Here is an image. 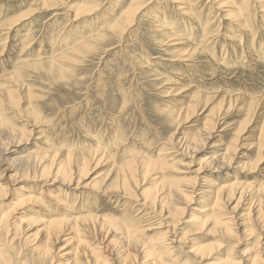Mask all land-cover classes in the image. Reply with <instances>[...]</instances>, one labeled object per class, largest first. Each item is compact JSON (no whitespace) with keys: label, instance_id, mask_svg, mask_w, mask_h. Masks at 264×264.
I'll use <instances>...</instances> for the list:
<instances>
[{"label":"rangeland","instance_id":"374dc122","mask_svg":"<svg viewBox=\"0 0 264 264\" xmlns=\"http://www.w3.org/2000/svg\"><path fill=\"white\" fill-rule=\"evenodd\" d=\"M44 1L46 6L43 5ZM175 1L145 0L144 8L134 15L130 27L120 32L118 29L112 31L109 25L115 18L120 17V12L127 8L132 0H0V137H5L3 130L10 123V125L13 123L19 131L25 129L26 135L24 143L22 141V144L16 147L17 152L6 155L7 162L11 160V157L19 158L18 156L31 157L29 160H34L33 156L50 155L55 149H57L56 153H60L57 154L56 159L65 160V153L69 148L72 152L71 156L78 157V154H88V151L97 147L98 151L100 149V151H107V154L103 155L107 157H104L106 160L101 161L96 174L91 176L99 182L100 178L97 174L107 175L111 167V169H115V166L119 167L117 165H122L125 159H128L127 157L131 158L139 154L140 156H153L154 159L160 160V156L169 154L170 156L165 160L174 161L175 167L159 169L155 171V175L150 172L144 180L139 179V188H141L140 191L136 190V194L138 191L141 192L156 185L161 178L168 180L177 176L178 179L188 180L190 176H194L192 171L200 167L202 169V173L198 175L200 178L197 177L193 186L185 188L188 192L195 191L189 202H186L187 199L183 200V197L181 200L178 196H174L176 200L188 203L183 213L181 212L176 217L179 220L177 232L180 230H182L181 233L188 232L180 239L181 241L173 243L174 258L179 264H207L213 263L229 252L236 264H249L245 254L256 253L258 250L264 251V226L256 218L257 202L249 199L255 196L257 187L264 185V136L259 135L261 117L259 119L256 117V112L263 106L261 102L264 97V11H261L253 0H247L248 2L229 0L231 1L230 4L228 3L230 6L226 7L215 5L216 0H183V5L180 4L177 9L184 7L187 12L181 14L176 10ZM83 3L87 5L81 7H85L90 12L77 13L79 12L77 5ZM247 5V26L244 27L245 29L239 26V30L231 23L232 20L224 15L227 10L239 13V9L242 7L244 10ZM20 16L23 17L9 25L10 20L18 19ZM157 17L162 18L165 27L157 24ZM191 24L198 29L190 28ZM198 25L200 28L197 27ZM186 29L190 31L185 34L183 31ZM246 29L252 33L246 36L242 33ZM170 34H173V38L182 44L173 45L176 41L168 38ZM240 36L242 40L240 46L236 47L237 56L234 53L231 56H225L223 53L226 52V45L232 46L226 40L227 37L238 40ZM200 39L203 42H200ZM244 43H246V50H250L245 60L240 58L239 54ZM75 44L79 45L78 51L65 53L67 57L63 58L62 56L65 55L63 52H68ZM224 44L225 46H222ZM177 47L178 49H175ZM221 47L224 50H221ZM215 48L217 52L213 54L212 51ZM184 49L189 52L194 50L196 53H192V57L188 58L187 55L190 53L185 52ZM231 49V51L236 50L233 47ZM242 54L245 55L244 52ZM224 56L226 58L223 60ZM53 57L55 60L50 61ZM209 64H213V69H210ZM222 91L230 97H250V100L254 101L251 103L253 108L254 104L260 106L251 117L246 119L244 112L235 104L228 106L219 103L220 100L216 96ZM199 95L211 98L210 102L206 103L208 105L204 107V111L201 108L204 105L200 103L196 107V113L187 117L184 110H188L197 101L196 98ZM18 97L20 100H17ZM11 103L13 105H10ZM187 107L189 108L186 109ZM182 109L185 114L181 117L178 115L179 118L174 116L176 111ZM18 111L22 112L19 114ZM29 112L33 113V116L29 115ZM26 119L28 124L25 122ZM209 122L213 124V130H209L208 134L203 136L204 139L195 149L189 147L184 151L181 148L182 144L191 140L189 137L198 131L197 134L204 132V127ZM34 123H36L34 130L35 132L39 130L38 134L34 131L29 132ZM1 125L5 127L2 128ZM260 140L263 145L261 152L258 151ZM227 146L235 147L234 152H231L232 158L229 162L220 157ZM4 148L0 149L1 156ZM164 151L167 152L164 153ZM180 152L187 158L181 156ZM249 163L250 166L253 163L252 167ZM109 173L111 177L112 172ZM91 178L86 181H90ZM45 179L24 180L18 182V185L14 181L8 187L5 197L0 200L2 205L0 214L15 207L16 221H22V226H20L22 228L16 232L11 226L7 235L4 234V229H0V243L3 245L4 255L6 253L11 258V264H66L67 256L63 254V251L57 253L58 250L55 247L65 246L64 249H66L67 246L71 248L75 243V239H72L65 244L62 237L61 240L52 243V249L49 250L46 258L34 251V246L41 241L43 234L37 233V227L40 228V224L30 223L29 214L40 215L46 219L48 218L47 213L56 211L61 214L60 216H64L61 209L74 203L77 197L70 191L65 198L67 189L64 184L60 181L51 183L52 179H49L50 181ZM152 179H156L157 182L153 183ZM211 180L221 185L234 181L241 184L250 183L251 187L255 188L251 190V187H246L249 194L246 193L247 190H244L240 202L235 203L237 199L231 198L222 202V206L216 210L219 214H223H220L221 217L224 216L223 219H231L229 222L233 226L232 238L227 236L218 238V233L215 232L209 234L206 226L201 232L192 234L194 232L192 218L195 216L197 220L199 218L204 220L208 217L204 216L205 209H211L209 207L211 199L202 197L204 193H200L201 190L208 192L207 184ZM142 183H144L142 185L145 186L144 188L141 186ZM151 183L153 184L150 185ZM94 185L92 189L96 190ZM204 185L205 187L199 190ZM17 186H22L25 192L19 191ZM30 186H32V191H29ZM27 190L29 192H26ZM262 192L264 190L258 196L262 198L261 203L263 204L264 193ZM21 193H25L24 196L36 197L32 198L31 203L14 206L22 199ZM97 194L98 201L89 207L95 215L108 212L120 222L123 219L127 220L125 223L135 220L140 227L142 225L143 230L147 226L156 227L158 218L162 217H159L160 209H156L159 208L158 204L155 203L156 205L152 206L145 203L144 208L139 205L143 202L140 194L136 195V200L139 202L133 196L134 198L129 199L131 202L123 198L120 203L112 202L107 194L101 192ZM177 202L176 204L180 205ZM82 203L83 200L80 198V204ZM27 207L34 209L32 212H27ZM262 212L264 213L263 210ZM244 213L247 214L244 216ZM163 214H165L164 209ZM165 217H167L166 214L163 218ZM165 219L172 220V215ZM188 219L191 221L185 223L184 221ZM244 225L253 228L252 234L245 233ZM162 228L145 230L144 238L151 241L159 235L157 232ZM242 231L245 234L241 233ZM107 235L110 237L108 240L110 243L106 252L103 253L107 259L106 262L107 264H120L121 260H117L115 256L121 247L119 242L121 235L115 234L112 230H109ZM2 240H5V245ZM212 241L217 246L209 253L208 258L199 259L198 256H192L188 252L192 246ZM141 256L142 254L139 253L136 256L138 258L135 257L138 260L136 264L140 263Z\"/></svg>","mask_w":264,"mask_h":264},{"label":"bare ground","instance_id":"6f19581e","mask_svg":"<svg viewBox=\"0 0 264 264\" xmlns=\"http://www.w3.org/2000/svg\"><path fill=\"white\" fill-rule=\"evenodd\" d=\"M253 1H255V3L258 5V8L261 11H264V0H253ZM178 2H181V3H178ZM183 2H184L183 0H179V1L176 0L175 1V3H177V6H175L176 10H178L179 13H181V14H185V12H187V10L185 11L184 7H180L179 9H177L180 6V4L183 5ZM230 2H229V0H227V1L216 0L215 5L220 6V7H226V6H230L229 5ZM144 3H145V0H132V3L127 8L123 9L120 12V17L115 18L113 20V22L110 23L109 29H111L112 31L114 29L115 30L118 29L120 32H123L126 28H129L130 25L132 24L134 15H136L137 12L139 13V11L144 8V6H145ZM88 4H90V3H88ZM43 5L46 6L45 1H44ZM83 5H87V4L83 3L81 5H77V6H79V12H77V13H82V12H87V11L90 12L89 10H86L85 7L84 8L81 7ZM53 6H55V5H53ZM75 8H77V7H75ZM86 14H88V13H86ZM247 14H248V5L244 8V10L241 7V9H239V13H235V12H232L230 10H227V13L224 16H228L232 20L231 23L233 25L237 26V28L239 26L244 28L245 26H247V22H246ZM82 15H85V14H82ZM23 16H20L18 19L10 20L9 25L13 24L15 21L19 20ZM189 16H187V17H189ZM162 17L165 18L163 16V14H162ZM192 17H193V14H192ZM157 18H158L157 24H159L160 26H164L162 18L161 19H159V17H157ZM229 18H226V19H229ZM192 20L195 21L194 19H192ZM23 21H24V19H23ZM197 23L199 24V21ZM189 26H190V28H194V26L192 24ZM195 26H196V24H195ZM170 27H172V25ZM197 27L200 28V25H198ZM187 29L185 31H183V33H185V34L189 33L190 30H187ZM196 29H198V28H196ZM202 29L204 30V28H202ZM238 29L240 30V28H238ZM242 33H244L247 36L249 33H252V32L246 29L245 32L243 31ZM167 34H169V33H167ZM173 36H174L173 34H170V35H168V38H173ZM229 36H230V34H229ZM254 36H255V32H254ZM254 36H253V38H254ZM236 37H237V35H236ZM170 40L176 41V43L173 42V45H178L180 43L182 44V42L178 43L177 40H175L174 38L170 39ZM226 40H228L229 43L232 44V46L226 45V50H225L226 52H224L223 54L225 56H227V55L231 56V54L234 53V55L237 56V54H235L236 51L238 50V49H236V47L240 46L242 36H240L238 40H235L232 37H231V39L227 37ZM201 41L203 42L202 39H200V42ZM245 44L246 43H244L243 48H240V51H239L240 58H242L243 60H245L248 57V54L250 51V50H246ZM207 45H209V44H207ZM78 46L79 45L75 44L70 49L68 48L69 49L68 52L65 51L63 53L65 54V53H70V52H76V51H78L77 50ZM87 46H89V44H87ZM222 46H225V44ZM231 47H233V49H236V50L231 51L232 50ZM252 47L253 46H251V48ZM175 49H178V47ZM248 49H250V48H248ZM184 50H185V52L190 53L189 55H187L188 58L192 57V55H191L192 53H196L194 50H190V52L187 49H184ZM221 50H224L223 47H221ZM215 51H216V48H215V50L212 51V53L214 54ZM181 52H183V51H181ZM229 52H231V53H229ZM243 52L245 53V55L242 54ZM257 53H258V51H257ZM260 53H261V50H260ZM225 56H224L223 60L226 58ZM62 57L63 58L67 57V54L63 55ZM54 58L55 57L51 58L50 61L55 60ZM180 61H182V60H180ZM251 64L253 65L254 63H251ZM59 65H60V63H59ZM209 65L211 66L210 69L211 68L213 69V64L212 65L209 64ZM250 67L253 69L252 66H250ZM16 78H17V76H16ZM19 86H21V85H19ZM19 86H18V89H19ZM21 88H23V87H21ZM9 93H10V91H9ZM5 94H6V91H5L4 95ZM12 94H14V92ZM23 94H25V93L23 92ZM218 96H216V97L220 100V102H219L220 104L224 103L225 105H228V106H230L231 104H235L238 109H240L244 112L246 119L251 117L254 114V112L256 111V109L260 106L258 104H254V108H253L251 103H253L254 101H251L250 97H246V96L230 97L227 95V93H225V91H222L221 93H219ZM8 98H10V97H8ZM11 98H13V97H11ZM23 98H24V96H23ZM18 99H19V97L17 98V100ZM25 100H26V97H25ZM196 100L197 101L195 103H193L192 106H190V108L189 107L186 108V109L189 108L188 110H186V111L184 110V112H186L187 117H189V115H191L193 113H196V109H197L196 107L200 103H202L204 105L203 107H201L202 110L204 111V107L206 105H208L206 103L210 102L211 98H208L205 95H199L196 98ZM0 105H1V103H0ZM10 105H13V104L11 103ZM261 105H263V106L260 107L258 109V111L256 112L257 113L256 117L258 119L261 117V122H260L261 132L259 135H260V137H263L264 136V97H263V100L261 102ZM18 110H19V108H18ZM182 111H183V109L181 111L180 110L176 111L177 113L176 114L174 113V116L179 115L181 117L183 114H185ZM207 111L210 112V110H207ZM20 112H22V111H20ZM20 112L18 111L19 114H20ZM30 112H29V115L33 116V113L31 114ZM22 114H24V113H22ZM2 115H4V113H2ZM25 115H28V114H25ZM179 116H178V118H179ZM4 117L5 116H3V118ZM174 118L177 119V117H174ZM26 120H25V122L28 124V120L27 121ZM10 124H8L9 126H6V128H5L6 132H5V130H3L5 137H3V136L0 137V149L2 147H5L1 153L2 156L0 155V200L5 197V194L7 193L8 187L14 181H16V184L18 185L19 184L18 182H22L24 180L38 181L41 179L43 180V178H46L45 180H47V181L49 179H52V181L49 180L51 183L55 182V181H60L62 184H64L66 189H67L66 193H65V198L68 196V193L70 191L72 192L71 193L72 195L75 196V194H76V196H77L76 201L74 203H71V205H69V206H65V208L61 207L62 208L61 211L64 212V216H60L61 214L59 212H56V211H55L56 213L55 212L54 213H47L48 218H46V219L40 217V215L34 216L31 213L29 214L28 218L30 219V223H33V224L36 222L39 223L40 228L37 227V233L40 232L41 234H43V238L41 237L42 238L41 241L37 245L34 246V251H36V253L39 254V256L46 258L49 255V250L52 249V243H55L58 240H61V238L63 237L62 241H64L65 244L70 242L72 239H75L74 245L72 244L73 246L72 247L70 246L71 248H68V246L66 249H64L65 246L62 248L57 247V246L55 247V249L58 250L57 253L63 251V254L65 256H67V258L65 259L66 264H107V262H106L107 259L105 258L103 253L106 252L105 250H106V248H108V244L110 243V242H108L110 237H108L107 234H108L109 230H112V232L115 231V234L117 233V235L118 234L121 235L120 240H119V242L121 243V247L119 246L120 250L118 253H116V256H115L117 260H121L120 264H132V263L136 264L138 261V260H136V258H138L136 256H137V254L139 255V253L142 254L141 258L139 259L140 260L139 264H179L178 261L174 258L173 254H172L173 249H175L173 243L177 242V241L178 242L181 241L180 239L183 238L188 231L181 233L182 230H180L177 232V230L179 229L177 227V223L179 222V220L176 217L183 210H185V207L188 204V203L186 204V202H189L191 195H193L195 192L194 190L193 191L191 190L188 192L187 189H185V188H188V186L189 187L193 186L196 182L197 177L200 178L198 176L199 173H202V169H200V167L195 169L194 171H192V172H194V176H192V177L190 176V178H188V180H186L184 178L178 179L177 176L174 178H169L168 180H165V178H163V179L161 178L160 181L158 183H156V185L153 186L152 184L154 182H157V181H156V179L155 180L152 179L153 183L150 184V185H152V187H150L148 189H144L141 192H139L140 191L139 189L141 188V187L139 188V186H140L139 179L141 181L144 180L146 177H148V174H150V172H153V174L155 175L156 174L155 171H157L159 169H165L168 167H172V168L175 167L174 166L175 162L172 161V159H171L172 162H168L167 160H165V158H168L170 156L169 154H165V156L164 155L160 156V158H161L160 160L154 159L153 156H145V155L140 156L139 154L135 155L131 158L127 157L128 159H125V161L122 165H117L119 167L115 166V169H111L112 167L110 168L109 172H112L111 177H110L109 172L105 176H100V174H97L100 178L99 179L100 181L97 182V181H95L94 177L91 178V176L96 174V171L98 170L97 169L98 166L100 167L101 161H103V159H105L104 157H106V156L103 157V155L107 154L106 150L100 151L101 150L100 149L98 151L97 147L92 148V151H88L87 152L88 154H86V153L84 155L78 154V157H72L71 156L72 152L69 148V150H67V152L65 153L66 154L65 160L63 158L60 159L59 157H58V159H60V160L56 159V156H58L57 154H60V153H56L55 151L57 149H55V150H53L54 152H52V154H50L51 150H50V152L48 151L50 155H48L46 153L47 155L41 154L39 156H33L32 158H34V160L31 159L32 161L29 160V158H31V157H24V156L20 157V156H18L19 158H21L20 161H17V159H19V158L13 157V158H15V159H13L11 157V160H9V162H7V160H8L7 154L18 150V148H16V147H18L22 144V141L24 140V136H26L25 135V129L19 131V129H17V127L13 123H12V125H10ZM35 124L36 123H34L32 125V128H30L29 132L30 131L35 132V130H34ZM1 127L3 128L5 126L1 125ZM204 128H205L204 132L197 134L199 132L198 131L197 133H195L189 137V139H191V140L185 141V142L183 141L184 143L182 144L181 148H183L184 151L188 150L189 147H192L193 149H195L197 147L198 143H200L204 139V137L208 134V131L213 130V124L211 125L210 122L208 124L206 123ZM38 131L39 130H37L35 133L38 134ZM236 132H238V131H236ZM28 134L31 135V133H28ZM262 134H263V136H262ZM261 142L262 141L260 140L259 141V147H258L259 152H261L260 149L263 146ZM23 143H24V141H23ZM263 144H264V142H263ZM234 149H235V147H233V146H227L223 151L224 153H222L220 155L221 159H223V160L225 159V161L227 160L229 162L232 158L231 152H234ZM166 152L164 151V153H166ZM168 152H170V151H168ZM162 154H163V152H162ZM170 154H171V152H170ZM180 154H181V156H184V158H187L186 155H184L183 153L180 152ZM109 155H110V153H109ZM257 155H261V154L258 153ZM258 157H260V156H258ZM24 158H26V160H24ZM46 158H48V159H46ZM109 158L110 157H108V159ZM257 159L260 160L262 158H257ZM121 161L123 162V160H121ZM245 163H247V162H245ZM109 165H111V164H109ZM252 165H253V163L251 164V166L249 163L250 167H252ZM256 165H257V161H256ZM243 168H244V166H243ZM176 171H179V170L176 169ZM162 172H164V171H162ZM98 176H97V178H98ZM89 178H91V180L86 181ZM2 180H3V183H1ZM213 181L212 180L208 181L207 186L209 189H207L208 190L207 193L205 192V190H201L202 188L205 187V185L203 187L201 186V188H199V190H201L200 193L201 192L204 193L202 195V197H204V198L209 197L208 199H211L209 201V203L211 204V206H209V207H211V209L210 208H209L210 210L208 209L210 212H208L207 209H205V212L203 211L205 213L204 216L205 217L208 216L204 220H201L200 218L197 220V218L195 216L192 218L193 219V221H192L193 225L192 226L194 227V228H192L194 230V232H192V234H196L198 232H201L202 228L204 226H206V228H208L207 231L209 232V234L213 233V232H215L216 234L218 233V238H222L224 236L231 237L233 235L232 234L233 233V228H232L233 226L229 222V221H231V219H229V218L226 220L223 219L222 217H224V216L221 217V215H223V214L220 213L221 214L220 215L216 210H219V208L222 206V202L230 200L231 198L237 199L235 202V203H237L240 200V198L244 195L243 194L244 190H247L245 188L246 187L250 188L251 185L249 182H248L249 184H244V183L241 184V183L236 182V181L231 182L229 184L221 185V184H217V182L215 183ZM95 182H97V183H95ZM51 183H48V184H51ZM94 184H96V186ZM143 184L144 183H142L141 186ZM183 184H185L187 187H184ZM205 184H206V182H205ZM72 185H73V187H71ZM93 185H94V188H96V190L92 189ZM252 187H254V186H252ZM252 187L250 189L255 190V188H252ZM262 187H264V185L257 187L255 196L250 197V198L248 197V198L254 202H257L256 207H258V208H256L257 209L256 210L257 211V215H256L257 217L256 218H257L258 222L264 226V213L262 212V210L264 211V209H263L264 203L263 204L261 203V202H263L262 198L260 196H258L261 193V191L264 190V188H262ZM28 188H29V191H32V186H30ZM17 189L19 191L21 190V191L25 192L24 190H22V186H17ZM137 189L139 190L137 193L142 196L141 198H142L143 202L141 204H139V205H141V207L144 208L145 203H148L152 206L158 204L159 208H156V209H160L158 211V213L161 214V215L159 214V217L160 216H162V217L158 218L159 221L155 225L156 227H153V226L148 227L147 226L143 230L142 225L140 227L139 224L135 223V220H133V222L129 221L130 223H125V221H127V220L123 219L122 222H120V220L118 218L114 217L113 214H111V213H108V212L104 213L103 212L99 215H95V214H93L92 209L91 208L89 209V207H92L93 204H95L96 201H98L97 198H99V196L97 193L101 192V193H104L105 195L106 194L109 195V199L112 202L115 201L117 203H120V202H122L121 199H123V198L128 199V202H131L129 199L134 198V197H135L134 198L135 200L137 199L136 198L137 197L136 195H138V194H136ZM94 190H95V192H94ZM29 191L27 190L26 192H29ZM41 193H40V195H41ZM246 193H248V190ZM253 193H254V191L252 192V194ZM262 193H264V192H262ZM24 195H26V194L25 193L20 194V197L22 196V199H20L19 202L17 201V203L14 206H18L19 204L22 205L23 203H29V202L31 203L32 198L36 197V196L32 197L30 195H27V196H24ZM33 195H35V194H33ZM250 195H251V193H250ZM174 196H178L179 198H181V200L183 197V200L187 199V201L184 202V201L176 200V198H174ZM20 197H18V198H20ZM80 198H82V200H83L82 204H80ZM90 198H93V199H90ZM204 198H202V199H204ZM78 199H79V201L77 202ZM251 200H249V201L252 202ZM39 201H40V199H39ZM59 201H60V199H59ZM61 201H62V199H61ZM136 201L139 202V200H136ZM56 202H57V198H56ZM176 202L180 203V205L183 204L185 206L182 207V206L176 204ZM53 203H55V201ZM58 203H56V204H58ZM209 203H207V204H209ZM248 204H252V203H248ZM252 205H254V204H252ZM1 206L2 205L0 203V208H1ZM57 206H59V205H57ZM153 208L155 209V207H153ZM33 209L34 208L31 207V208L26 209V211L32 212ZM154 209L152 211H154ZM163 209L165 211V214L167 215V217H165V218H168V216L172 215V220H168V219L166 220L165 218H163V216L165 215V214L162 215ZM246 209H247V207H246ZM15 210L16 209L14 207L12 210H8L5 212L1 211L2 213L0 214V229L1 228L4 229V231H5L4 234L6 233V235L9 231L8 229L10 226H11V228H13V230L15 232L17 230H19L20 228H22V227H20V226H22L21 225L22 221H19V220L16 221L17 218L14 216L15 213L17 212ZM17 210H19V209H17ZM253 210H255V209H253ZM21 211H23V210H21ZM250 211H251V209L249 208V212ZM35 212H36V210H35ZM137 213H138V211H137ZM56 214H58V215H56ZM245 214H247V213H244V216H245ZM128 216L130 217V215H128ZM25 217H27V216H25ZM118 217H120V216H118ZM123 217H124V215H123ZM242 220H244V219H242ZM190 221L191 220L188 219V220H185L184 222L186 223V222H190ZM137 222H138V220H137ZM206 224H208V226ZM30 225H32V224H30ZM137 225H139V226H137ZM161 227H163V228L160 229L159 232H157L159 235L154 237L151 241L146 240L144 238L145 233L143 235V232L145 230L150 231V230H153V228L158 229ZM244 229H245L244 230L245 233L247 232L248 234H252V230H253L252 227H247L244 225ZM259 230H261V229L259 228ZM244 231H242L241 233L245 234ZM212 236H213V234H212ZM7 237H9V236H7ZM170 237H172V238H170ZM12 238L10 239V241L12 240ZM35 239L37 241V238H35ZM192 239H194V238H192ZM94 241H96V242H94ZM2 242L4 244L5 240H2ZM99 244H102V245H99ZM218 245H220V243H218ZM191 246H192V244H191ZM216 246H217V244L212 241V242L207 243V244L205 243V244H198L194 247L192 246V248L190 250H188V252H190L192 254V256L195 255V256H198L199 259H202L204 257L209 256V253L211 251H213V249H215ZM3 249H4L3 245L0 243V264H11V262H12L11 258L9 256H7L6 253H5V255L7 257H5V255H4L5 251ZM138 251H139V253H138ZM70 253H71V255L69 256ZM247 254H245V256H246L247 261L249 260L248 261L249 264H264V251L263 250H261V251L258 250V252H256V253H249L248 255ZM216 258H217V256H216ZM207 264H236V261L234 260V258L232 257V255L229 252H226L225 255L222 256V258H218L213 263L211 262V263H207Z\"/></svg>","mask_w":264,"mask_h":264}]
</instances>
